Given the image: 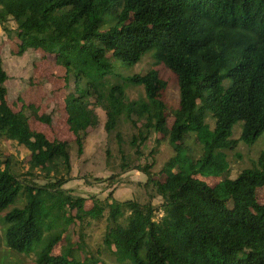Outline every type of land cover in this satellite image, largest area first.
Masks as SVG:
<instances>
[{"label":"trees","instance_id":"trees-1","mask_svg":"<svg viewBox=\"0 0 264 264\" xmlns=\"http://www.w3.org/2000/svg\"><path fill=\"white\" fill-rule=\"evenodd\" d=\"M0 26L18 38L16 55L42 49L66 68L67 123L79 153L88 129L100 124L98 108L105 112L107 133H116L120 142L122 123L132 124L136 133L130 143L138 156L153 134L174 147L161 179L151 173V163L142 166L140 157L133 160L121 149V168H137L154 190L145 204L107 203L104 242L115 246L122 264H264V202L258 200L264 149L235 178L206 181L228 166L222 149L252 145L264 132V0H0ZM153 48L176 76L180 96L174 110L164 100L169 82L158 70L122 74ZM7 79L0 60V140L26 149L31 171L30 179L20 180L10 160L0 158L5 245L34 253L37 264H98L94 255L81 258L84 244L75 247L63 235L74 219L67 206L76 209V219L85 216L86 199L64 188L72 143L32 129L31 117L50 123L51 114H39L22 99L14 111L7 102ZM128 86H141L143 96L130 99ZM209 112L213 128L206 121ZM238 122L240 136L233 139ZM190 132L203 148L195 161L185 153ZM34 170L47 182L34 181ZM154 195L162 199L158 206L152 205ZM19 196L21 207L12 206ZM156 210L163 211L159 219ZM61 217H66L62 227Z\"/></svg>","mask_w":264,"mask_h":264},{"label":"rangeland","instance_id":"rangeland-1","mask_svg":"<svg viewBox=\"0 0 264 264\" xmlns=\"http://www.w3.org/2000/svg\"><path fill=\"white\" fill-rule=\"evenodd\" d=\"M8 27H12L14 22H10ZM106 26H103V29ZM19 40L17 37L10 38L5 33L4 27L0 26V60L8 74L5 86L8 89L7 102L14 111L22 107V99L26 104H34L39 108V114H51V122L46 123L31 117L29 119L32 129L44 132L50 140H63L71 142V174L70 180L64 185L68 193L74 196H82L86 199L84 204L85 216L82 220L76 219V209L67 206V213L73 222L68 223L64 232V238L68 242H74L75 247L79 243L84 244L80 248L79 255L83 259L85 255H94L99 260L98 264L106 262L108 264H122L115 255V246L108 248L104 242L106 232V217L108 215L107 203H112L114 199L119 201L133 200L141 204L149 200V192L152 190L144 184L147 181L146 175L137 168L122 169L123 153L126 157L137 160L143 166L151 163V173L155 178H162L160 172L164 163L175 155V150L168 139L162 138L161 134H153L142 145L141 156L135 153L131 141V135L136 133L135 128L129 121L121 125L123 142L119 141L116 133L108 134L105 124V112L98 108L100 124L96 128H89L85 136L82 153L78 152L75 144V135L67 123L66 93L67 79L66 68L57 65L55 56L45 54L42 49H28L23 55H16ZM156 49L148 51L142 59L132 66L122 69V74H145L150 69H156L168 80V88L164 94V100L170 110H174L179 103V89L176 76L164 65L156 56ZM120 79H115L119 81ZM230 79L226 80L229 86ZM127 94L130 99H137L143 96L141 86H128ZM206 121L213 128L215 118L209 112ZM172 118H168V123ZM141 123H139V126ZM241 124L238 122L233 127V139L240 136ZM156 138L160 139L157 143ZM186 154L193 161L199 159L203 153L202 145L196 139V133L190 132L184 141ZM122 149V151H121ZM264 149V132L252 145L243 142L237 143L233 148L222 149L223 155L228 162V166L218 175L210 176L206 181L214 184L216 181L230 177L235 178L242 169L249 167L256 162L259 152ZM153 154L151 155V151ZM0 158L9 159L13 171L20 180L30 179L27 174L31 164V154L21 145L10 140H0ZM153 160V162H152ZM131 165V164H130ZM34 181L46 183L47 178L44 173L34 170ZM206 177L205 175H201ZM152 200V205L158 206L162 199L158 195ZM258 200L264 202V188L258 190ZM20 196L16 198L12 206L21 207ZM10 206L9 208H11ZM103 207L100 215L91 213ZM163 211L156 210L155 219L162 216ZM0 215V264H37L34 253L21 254L8 246L4 242V230L6 223L3 215ZM68 216V215H67ZM64 226L66 217H61ZM68 220V219H67ZM63 239V245L68 244ZM61 248H57L58 252Z\"/></svg>","mask_w":264,"mask_h":264}]
</instances>
